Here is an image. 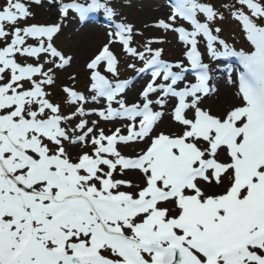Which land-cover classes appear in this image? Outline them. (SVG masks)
Masks as SVG:
<instances>
[{"label": "snow or ice", "instance_id": "snow-or-ice-1", "mask_svg": "<svg viewBox=\"0 0 264 264\" xmlns=\"http://www.w3.org/2000/svg\"><path fill=\"white\" fill-rule=\"evenodd\" d=\"M221 7L241 23L248 50L219 37L221 29L212 22L224 17L213 3L175 0L167 20L155 26L179 34L188 46L187 63L161 59V50L148 47L152 40L137 51L131 46L133 25L117 23L87 64L91 99L104 97L107 106L86 111L88 97L64 87L66 103L79 105L65 115L44 88L54 83L53 68L44 64L60 68L70 59L53 43L61 24L28 23L34 14L26 3L0 0V264H264V0H225ZM70 9L81 19L99 11L109 19L116 15L109 0L61 2L60 16ZM178 17L192 30L174 27ZM200 36L210 61L235 57L242 65L241 102L222 117L200 107L202 96L214 91ZM114 41L143 61L138 72L151 70L139 103L121 96L128 80H110L98 70L103 62L118 76ZM41 54L59 62H23ZM189 72L195 82L187 80ZM157 92L155 100L149 98ZM168 98L175 100L172 119L181 131L154 134L163 113L153 105L163 108ZM90 114L126 119L127 134L116 128L106 135L95 120L88 127L84 117ZM75 117L79 121L67 127ZM145 140L146 148L134 156L118 150L119 144ZM65 142L90 144L91 151L73 159ZM118 168L121 175L139 170L142 183L114 178ZM224 177L221 192L201 187V181L220 185Z\"/></svg>", "mask_w": 264, "mask_h": 264}, {"label": "rangeland", "instance_id": "rangeland-1", "mask_svg": "<svg viewBox=\"0 0 264 264\" xmlns=\"http://www.w3.org/2000/svg\"><path fill=\"white\" fill-rule=\"evenodd\" d=\"M161 1V0H160ZM160 1L156 0H109L110 6H112L116 12V15L110 19L111 21H120L124 23H129L133 25L134 34H133V41L132 47L136 48L137 51H144V45L147 41L152 40L151 44H148L153 50H161V55H164L169 60H178L182 57L184 51H186L187 47L181 44L178 40L177 34L175 31L172 30H165L163 28H159L155 26V22L159 19L167 20V17L171 14L172 5L170 0L164 1V4H161ZM211 2L215 3L219 0H199V2ZM221 4L225 2V0H220ZM22 2L26 3L29 7V10L34 14L32 18H30L27 22L28 23H60L61 28L59 33L54 38V46L62 48V54L65 57H69L70 63L65 67L55 68L51 63H45L44 69L47 70L48 68H53V77L54 83L52 85H45V91L49 93V99L53 103H57L60 105L61 111L63 114L68 115L71 111L74 110V106H69L66 103V96L63 92L64 87L70 88H77L78 90H82V94L88 97V103L84 105L85 109H92V108H100L102 107V103L97 104L96 102H89L91 101V71L87 68V64L90 60L99 52V50L103 47L104 44L108 43L109 41V33L113 32L114 29L112 25H106L105 27L101 26H82L80 22L77 20L74 14L70 13L69 10L67 17H61L59 13V4L61 2H71V0H39V3H33L31 0H22ZM79 2H86L80 1ZM220 11L224 12V22L219 23L220 27V36L222 38H230V41L235 42L234 35L229 34V28L233 29L234 24L231 23L229 20V12L222 8L220 5L216 6ZM198 18L202 22L201 13H197ZM230 19L233 20V17L230 15ZM185 21V20H184ZM183 18H177V22L174 27L182 24ZM23 23V22H22ZM10 30V26H9ZM188 30L191 31V25L188 27ZM235 37L238 35L236 32ZM233 36V37H231ZM233 39V40H232ZM10 42V40H9ZM27 43L36 44L33 38H28ZM206 41L202 36L198 38V45L199 48H203ZM3 44V41H0V45ZM206 47V46H205ZM110 49L116 54L118 58V66L122 65L126 68L129 64H133L138 68H142L143 62H140L138 65L137 61L139 57L131 56L130 59H127V56H130L126 53L120 43L114 41L110 45ZM58 50V48H57ZM61 51V50H60ZM146 57V55H145ZM18 61L21 59L19 57ZM45 59L52 60L55 59L58 61V58L52 57H45L44 54H41L39 58H23V62L25 63H36V62H43ZM142 61V60H141ZM98 70L100 72L104 71L103 64L98 65ZM130 75V72H129ZM39 79L40 77L37 76ZM226 88H230L228 85H221L220 90L217 94L212 95L200 103V107L209 110L214 115L223 116L229 109L232 107L240 104L239 102L233 101V103H228L227 100L222 99L223 90ZM231 89V88H230ZM139 95L133 97L129 102H136L140 101ZM127 98V97H126ZM98 117L95 114L88 115L87 120L89 121L88 127H92L91 121ZM80 117H75L73 122L77 123ZM164 126L163 124L160 125L156 133L164 132L165 134H173V133H180L181 126L175 122L170 121L169 117L164 118ZM128 122H109L101 119L98 117L96 122V128L103 129L105 134H110L116 128H120V126L126 125ZM68 127V125H67ZM122 133V131H121ZM140 143V142H138ZM68 142H65V146H67L66 150L70 157L73 159L74 151L78 150L82 144H70L67 145ZM90 147L91 145L88 144ZM81 147L84 148L82 145ZM80 149H83L81 148ZM145 147V144L139 146L133 155L140 153ZM143 148V149H142ZM82 151H78V155ZM124 154H128L125 152ZM130 155V154H128ZM220 159H226L225 154L223 151L220 152ZM107 169L105 168V171ZM115 178H122L126 180H130L133 185L141 184L142 183V174L136 172H128L127 174L118 175ZM224 181L227 177L223 178ZM227 183V182H226ZM201 187H203L206 192L208 193H218L224 190V186L216 185L214 182L212 184H204L202 181L200 182ZM226 185V184H225ZM126 191V189H124ZM128 191H133L134 189H127ZM171 207V204L168 205Z\"/></svg>", "mask_w": 264, "mask_h": 264}, {"label": "bare ground", "instance_id": "bare-ground-1", "mask_svg": "<svg viewBox=\"0 0 264 264\" xmlns=\"http://www.w3.org/2000/svg\"><path fill=\"white\" fill-rule=\"evenodd\" d=\"M226 91H227V90L225 89V94L222 96V97H223L222 99L227 100L228 103H231V102L233 103V101H235V99H233V98L228 99L227 96H226ZM226 182H227V179L224 181V183L221 184L222 187H223V186L225 187ZM224 187H223V188H224Z\"/></svg>", "mask_w": 264, "mask_h": 264}]
</instances>
